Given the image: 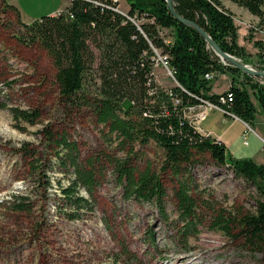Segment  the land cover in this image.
Wrapping results in <instances>:
<instances>
[{
    "label": "trees",
    "instance_id": "16d2710c",
    "mask_svg": "<svg viewBox=\"0 0 264 264\" xmlns=\"http://www.w3.org/2000/svg\"><path fill=\"white\" fill-rule=\"evenodd\" d=\"M124 1L126 13L118 10L114 0H70L57 16L24 24L17 9L0 0V12L16 14L23 30L17 35L18 42L27 47L38 45L48 53L60 104L77 112L86 109L101 127L107 146L81 161L76 142L68 141L65 133L59 136L49 132L48 126L43 128L45 139L60 149L56 154L59 167L72 174L69 184L61 188L62 198L74 210L69 220H78L83 209L91 210V203L79 197L77 190L80 187L92 194L107 168L124 199L154 205L164 214V176L172 182L195 158L209 155L235 177L251 183L257 193L254 211L215 213L211 229L240 241L244 249L260 254L264 262V165L233 158L222 142L201 135L186 118L188 109L208 101L250 128L261 118L264 130V84L260 78L220 61L193 28L171 14L166 0ZM226 1L264 20V0ZM170 2L175 14L202 29L221 51L250 64L251 57L238 44L233 15L223 6V0ZM162 30L170 31L168 44L160 36ZM253 47L257 50L253 67L264 71V42L256 40ZM153 50L166 57L178 86L163 90L154 83ZM92 75L98 87L90 98L85 85ZM218 75L229 77V88L222 94H230L225 105L220 103V96L211 93ZM9 112L14 121L29 125L41 116L39 110L16 107H10ZM150 147L159 155L154 156V163L148 156ZM176 184L178 213L186 222L184 234L189 235L198 217V200L189 194L186 180ZM11 204L17 212L27 207L22 202Z\"/></svg>",
    "mask_w": 264,
    "mask_h": 264
},
{
    "label": "rangeland",
    "instance_id": "374dc122",
    "mask_svg": "<svg viewBox=\"0 0 264 264\" xmlns=\"http://www.w3.org/2000/svg\"><path fill=\"white\" fill-rule=\"evenodd\" d=\"M114 1L121 13L128 11L124 0ZM225 1L223 6L237 28L238 44L251 57L247 65L257 71L253 42H264V20ZM22 31L16 14L0 12V264H264L260 254L211 229L215 213L254 211L257 193L251 183L235 177L209 155L195 158L172 182L164 176V214L154 205L124 199L107 168L92 194L80 187L77 190L79 197L91 203V210L83 209L78 220H69L74 210L62 198L61 188L69 184L72 174L59 167L56 154L60 149L45 139L43 128L48 126L49 132L59 136L65 133L68 141L76 142L81 161L107 146L101 127L86 109L77 112L60 104L52 60L42 47L18 42ZM160 36L171 41L169 30H162ZM170 73L168 65L154 63L153 81L160 89L178 86ZM218 80L211 93L219 96L230 84L229 78ZM97 87L95 77L88 76L85 94L94 97ZM10 107L39 110L41 116L34 125L16 122ZM186 118L193 124L196 115L187 113ZM221 121L219 112H211L201 127L218 132L226 127ZM194 127L199 132L198 125ZM241 130L235 125L231 133ZM242 140L245 145L249 142L246 134ZM148 156L152 163L157 161L154 156L159 157L151 147ZM182 180L199 204L189 235L184 234L186 222L180 219L174 196L176 183ZM11 202L27 207L17 212Z\"/></svg>",
    "mask_w": 264,
    "mask_h": 264
},
{
    "label": "crops",
    "instance_id": "0c3cea01",
    "mask_svg": "<svg viewBox=\"0 0 264 264\" xmlns=\"http://www.w3.org/2000/svg\"><path fill=\"white\" fill-rule=\"evenodd\" d=\"M5 2L7 5L17 9L22 23L30 24L44 16H57L69 5L70 0H5ZM225 2H228L230 6H233L238 10L246 12L229 1ZM219 78H221L220 80H226L229 77L227 78L226 75H218L217 80ZM220 80H218V82ZM211 112H219L221 114V122L226 125L225 128L220 129L218 132H212L210 131L209 126H206L205 129L201 127ZM258 121L259 122L254 128H250L247 124L237 118L226 117L220 111L212 110L199 123L198 127L201 135L221 141L226 147L227 153H229L233 158L250 159L255 164L264 165V146L261 144V141L264 143V130L261 123L262 119L259 118ZM235 125L242 127V130L238 134L231 133V130ZM245 134L249 141L247 145H245L246 142L242 140Z\"/></svg>",
    "mask_w": 264,
    "mask_h": 264
},
{
    "label": "water",
    "instance_id": "95a60500",
    "mask_svg": "<svg viewBox=\"0 0 264 264\" xmlns=\"http://www.w3.org/2000/svg\"><path fill=\"white\" fill-rule=\"evenodd\" d=\"M169 11L171 14L182 24L193 28L208 44L210 49L223 61L227 62L229 65L241 70L243 73L247 75L257 76L260 78H264V72L255 71L249 65L243 64L240 60L236 59L235 57L228 55L221 51L219 46L207 35L202 29H200L197 25L187 22L184 19L180 18L177 14H175L173 7L171 5L170 0H166Z\"/></svg>",
    "mask_w": 264,
    "mask_h": 264
},
{
    "label": "built area",
    "instance_id": "2783aa9c",
    "mask_svg": "<svg viewBox=\"0 0 264 264\" xmlns=\"http://www.w3.org/2000/svg\"><path fill=\"white\" fill-rule=\"evenodd\" d=\"M166 44H168L169 42L168 41H165ZM155 55H156V58L154 59V63H161L165 68H166V65H167V59L165 56H161L159 55L158 52L155 51ZM230 94H227L226 96L222 97V95H219V101L222 105H225L226 103V98L229 97ZM203 106L201 107L202 108V111L196 115V119L194 121H192L193 124H197L199 123L200 120H202L204 118V115L206 113V111H208L209 109L211 108H214L210 102L208 101H204L203 102Z\"/></svg>",
    "mask_w": 264,
    "mask_h": 264
},
{
    "label": "bare ground",
    "instance_id": "6f19581e",
    "mask_svg": "<svg viewBox=\"0 0 264 264\" xmlns=\"http://www.w3.org/2000/svg\"><path fill=\"white\" fill-rule=\"evenodd\" d=\"M167 66V65H166ZM256 71V70H255ZM257 71H259V70H257ZM261 72H264V71H261ZM171 74V73H170ZM172 76V75H171ZM252 76V75H251ZM255 77H257V76H255ZM173 78V77H172ZM258 78H260V77H258ZM206 79L207 80H211L212 79V76H206ZM260 79H262V80H264V78H260ZM203 106V105H202ZM202 106H199V107H196V108H190V109H188V113H195V115H198L201 111H202ZM213 106V105H212ZM214 108H211V109H209L208 111H206V113H205V115H204V118L206 117V115L210 112V111H212V110H218V111H220L223 115H225L226 117H230V118H235L234 116H232V115H230V114H228V115H226L227 113H225V112H223V110H221L220 108H218V107H215V106H213ZM198 112V113H197ZM203 118V119H204ZM202 119V120H203ZM202 120H200L199 121V123L202 121ZM199 123H197L196 124V126L197 125H199ZM193 126L195 125V124H192ZM195 129L197 130V127H195ZM198 131V130H197Z\"/></svg>",
    "mask_w": 264,
    "mask_h": 264
}]
</instances>
